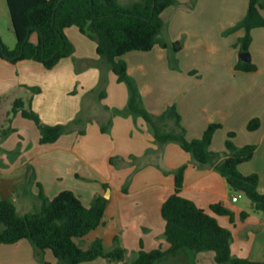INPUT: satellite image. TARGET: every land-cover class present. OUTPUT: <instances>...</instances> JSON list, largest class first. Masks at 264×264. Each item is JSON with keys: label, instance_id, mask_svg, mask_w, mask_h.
Returning <instances> with one entry per match:
<instances>
[{"label": "crops", "instance_id": "1", "mask_svg": "<svg viewBox=\"0 0 264 264\" xmlns=\"http://www.w3.org/2000/svg\"><path fill=\"white\" fill-rule=\"evenodd\" d=\"M5 1V4H4ZM139 0H120L128 6ZM166 9L163 37L170 43L181 42L180 52L155 46L150 52L133 51L122 57L129 75L137 82L144 107L161 116L176 106L188 140L200 138L211 124H220L210 150L225 151L231 132L239 148L256 145L253 158L239 166L243 175L259 176L258 191L264 194V28L252 30L249 53L255 72L236 69L240 59L238 41L246 31H231L246 16L249 0H178ZM1 13L8 17L9 35L0 36L11 49L16 45L6 0H0ZM264 17V8L261 10ZM74 53L48 70L42 64L25 60L12 64L0 58V192L17 171L25 169L22 181L13 182L23 192L22 199L39 205L41 188L49 198L72 191L89 207L93 198L108 200L102 225L87 236L75 239L87 250L97 239L106 251L116 246L126 250L132 262L144 250L170 248L165 238L166 222L161 209L175 192L176 171L186 166L181 196L215 217L232 233V254L251 261L264 260V213L251 210V201L234 195L222 175L212 165L201 166L177 143L160 146L151 127L141 117L120 115L127 108L129 89L97 55L96 43L76 27L66 30ZM11 35V36H10ZM6 36V37H5ZM33 42L37 36H32ZM38 88V92L32 89ZM22 99L50 126L61 125L63 134L52 144H40V132L33 121L20 113L5 123L13 104ZM255 118L261 127L248 131ZM163 126L173 127L172 121ZM14 132L4 139L2 131ZM106 128V131H103ZM19 149L11 162L8 154ZM10 161V162H9ZM240 195V194H239ZM15 198V197H14ZM17 202V199H12ZM223 203L233 214L220 216L211 206ZM17 206V205H16ZM18 210V207H17ZM19 212V211H18ZM29 213V211H25ZM248 213L243 219L242 213ZM20 213V212H19ZM23 213L21 215H24ZM44 264H57L50 250ZM0 264H42L28 240L0 244ZM82 264H120L98 258ZM160 264H185L184 255ZM194 264H216L212 252L196 255Z\"/></svg>", "mask_w": 264, "mask_h": 264}, {"label": "trees", "instance_id": "2", "mask_svg": "<svg viewBox=\"0 0 264 264\" xmlns=\"http://www.w3.org/2000/svg\"><path fill=\"white\" fill-rule=\"evenodd\" d=\"M12 20L16 45L9 48L0 36V58L16 64L31 60L42 64L46 69L55 68L62 60L74 53V45L66 30L76 27L97 45V55L129 89L127 108L120 115L143 118L151 127L156 142L163 146L174 142L192 155L201 166L212 165L226 180L232 193L246 196L255 213H264V194L259 193V176L243 175L239 171L242 163L250 161L256 145L239 148L233 142L231 132L225 142V151L214 153L210 150L213 136L222 126L211 124L200 138L188 140L181 124V116L176 106L169 107L161 116L151 114L143 105L137 82L129 75L128 65L122 59L133 51L150 52L155 46L181 51V42L170 43L163 37L165 22L163 12L179 4L178 0H139L122 6L120 0H6ZM196 0H191L189 8H194ZM264 0H249L245 18L231 31L244 28L246 34L240 38V53L249 52L252 43V30L264 28L261 10ZM37 36V41L31 40ZM236 69L255 72L257 66L242 60ZM38 92V88L32 89ZM2 101L0 100V108ZM18 113L33 121L40 132V144L55 143L63 134L61 125L44 124L39 115L26 107L22 99H17L9 114L8 123ZM163 121H172L173 127L163 126ZM261 127L259 118L252 119L248 131ZM106 131V128H103ZM9 126L2 131L4 139L13 133ZM19 155V149L12 152ZM186 166L176 171L175 192L164 202L161 214L166 222L165 238L170 244L166 251L157 249L151 252L141 250L132 262L126 261V250L116 246L106 251L101 239L95 240L87 250H83L75 239L83 238L98 229L108 206L103 195L93 198L86 207L72 191H63L49 199L41 188L39 205L33 212L21 215L15 202L5 198L0 192V244H15L28 240L34 247L36 258L44 264L45 252L50 250L57 264H82L98 258L120 264H160L171 258L184 255L185 264H194L198 253L212 252L216 264H264L235 257L232 254L233 236L229 229L222 227L217 219L192 201L181 196ZM211 211L220 216H228L233 221L232 212L223 203L211 206ZM248 213H242L245 219Z\"/></svg>", "mask_w": 264, "mask_h": 264}, {"label": "rangeland", "instance_id": "3", "mask_svg": "<svg viewBox=\"0 0 264 264\" xmlns=\"http://www.w3.org/2000/svg\"><path fill=\"white\" fill-rule=\"evenodd\" d=\"M4 4H5V1H4ZM5 22H9V19H8L7 16H5L4 14L1 13V5H0V27H1L2 31H3V35H6V34L9 35V32L6 29V26L9 25V24H5ZM7 124H8V120L5 123V126ZM18 157L19 156L15 155L14 153H9L8 154V159L11 162H13V160L17 159ZM25 169H26V166H25L24 169L18 170L16 172L17 176L11 182L4 181L3 184H2V187H3L2 189H3L4 195L6 197L9 196V195H11V196L14 195V197L17 199V202L15 201V204L17 205L18 211L21 214L26 213L25 211L33 212L35 209H37V206H34L35 203L33 202V199L32 200L29 199L28 201H26L27 199H25V200L22 199L23 197H21V195H23V192L21 190L15 189V187H17V186H15L14 183H13L14 181L17 182V183L22 181L23 176H25L26 173H27V172H25ZM233 194L236 195V196H241L242 197V195H239L238 193H233ZM14 197L12 196L11 199H15Z\"/></svg>", "mask_w": 264, "mask_h": 264}, {"label": "water", "instance_id": "4", "mask_svg": "<svg viewBox=\"0 0 264 264\" xmlns=\"http://www.w3.org/2000/svg\"><path fill=\"white\" fill-rule=\"evenodd\" d=\"M240 59L243 62L248 63L251 61V54L249 52H243L240 54Z\"/></svg>", "mask_w": 264, "mask_h": 264}, {"label": "built area", "instance_id": "5", "mask_svg": "<svg viewBox=\"0 0 264 264\" xmlns=\"http://www.w3.org/2000/svg\"><path fill=\"white\" fill-rule=\"evenodd\" d=\"M233 201H234V202H236V201H237V196H235V197L233 198Z\"/></svg>", "mask_w": 264, "mask_h": 264}]
</instances>
